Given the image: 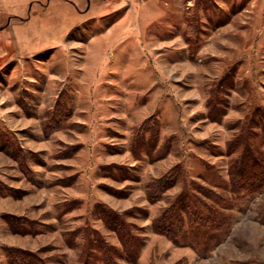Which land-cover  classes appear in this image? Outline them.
I'll return each instance as SVG.
<instances>
[{
	"label": "rangeland",
	"instance_id": "rangeland-1",
	"mask_svg": "<svg viewBox=\"0 0 264 264\" xmlns=\"http://www.w3.org/2000/svg\"><path fill=\"white\" fill-rule=\"evenodd\" d=\"M48 1L0 0V264H263L264 0Z\"/></svg>",
	"mask_w": 264,
	"mask_h": 264
},
{
	"label": "crops",
	"instance_id": "crops-1",
	"mask_svg": "<svg viewBox=\"0 0 264 264\" xmlns=\"http://www.w3.org/2000/svg\"><path fill=\"white\" fill-rule=\"evenodd\" d=\"M50 1H52V0H50ZM59 1L68 2L67 0H59ZM101 1H106L107 3L110 2V0H101ZM35 3H37L40 6L43 5V8H49V6H50L49 5V1L46 2V0H33V6L32 7H34ZM79 12H82V11H79ZM27 13L24 16H21V17L20 16H15L14 19L11 18V20H9L8 24H5L4 17L2 16L3 14L1 13L0 14V32H2L4 30L8 31V28H11V26H10L11 24H14L15 27H22L21 26V22H25V21H27V20L32 18V16H30V14L27 16Z\"/></svg>",
	"mask_w": 264,
	"mask_h": 264
},
{
	"label": "trees",
	"instance_id": "trees-1",
	"mask_svg": "<svg viewBox=\"0 0 264 264\" xmlns=\"http://www.w3.org/2000/svg\"><path fill=\"white\" fill-rule=\"evenodd\" d=\"M251 162H252V161H251ZM117 226H118V227H117L118 231H122V230H123V225H122V224H118ZM127 242H128V241H127V238H126L124 244H125L126 247H129V245H127ZM138 256H139V255H138ZM138 256H137V258H139ZM137 258H135V260H130V259H129V260H130L129 262H136V261H137ZM25 264H30V261H27Z\"/></svg>",
	"mask_w": 264,
	"mask_h": 264
}]
</instances>
